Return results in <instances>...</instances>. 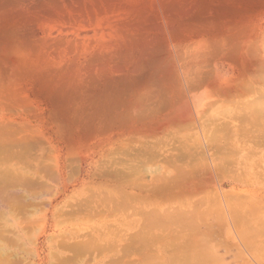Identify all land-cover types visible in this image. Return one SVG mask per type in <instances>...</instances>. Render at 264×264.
I'll list each match as a JSON object with an SVG mask.
<instances>
[{
	"label": "rangeland",
	"instance_id": "obj_1",
	"mask_svg": "<svg viewBox=\"0 0 264 264\" xmlns=\"http://www.w3.org/2000/svg\"><path fill=\"white\" fill-rule=\"evenodd\" d=\"M260 1L261 0H258V2L255 1L254 2L255 5L254 4L250 5L251 8L254 7V8H256L257 12H259L258 15L256 17H254V20L252 23L254 26L253 28L255 30V33L253 36H250V35H249V37L248 36H241L238 38V40H237L238 43H240L241 45L242 44L244 45V48L243 47L242 48L245 51L243 52V54L241 55L239 60L236 61V63L234 61L231 62V60H228L222 64H217V67L215 64H208V65L205 64L206 67L202 68L203 71L200 70L201 72H199V69L201 67L196 66V64H195L196 69L193 67L194 64H192V67L194 69L189 68V70H190L189 74L190 75L188 74V76H190V77L187 76L189 79L187 80V77L185 79L187 80V82L191 81V82H189L190 84L187 83L184 79H182L187 83L185 85L188 86V84H189V86L188 87L185 86L183 84V83H185L184 81H182V83H181V85L185 86L184 88L181 86V91H182L181 94L182 93L184 94V95L182 94V97L184 96V98L187 99V100H185V101H187L186 103L187 104L189 103V104L188 105L186 104L185 109H184L185 111L181 110L180 112H178V113L183 112L185 115L183 114L181 116V114L179 115L178 113L170 112L169 111L170 110V107H169L170 102L168 101L169 99L167 100V96H165V93L162 92L160 89L153 87L148 91L147 94L144 93L146 96L143 95V98L141 100L142 104L140 103L141 106L138 108L139 111L137 110L138 112L137 111H136V113L134 112L135 113L134 118H136V116H138L137 118L139 119V121L136 118L134 126L131 125V128H128V129H126L127 126L124 129V126L122 127V126L116 125L113 127L108 126V128L103 127V126H102V128H100L101 126H99L98 129L96 128V129H93L92 131L90 130L91 128L87 129V128L83 127L82 130H80L81 128L80 129L78 128V131H74L75 128H70L72 130H70L69 128L66 129L67 124L65 125L64 128H62L64 124L60 120L61 118L59 119L60 116L58 117V114H54L55 112H57L54 105L49 103V99L46 96H44L43 94L37 92L38 94L37 93L36 94L38 96H36V95H34L35 93H32L31 91H29L28 90V83H27V85L25 83V79H24L25 77H23L21 75L23 77L21 79L20 75H19L18 78L21 81L18 80V82H20V83L17 84L18 82H15L17 84L16 85L12 81L15 84V87L12 84V89H13V87L15 89L14 90L10 89V86L12 83L11 80H15L13 76L17 77L16 76L17 74L15 75V73H12L13 70L11 71V69H12L11 65L13 67L14 64H8V62L4 58V56H2L0 54V56H2V59L0 57L1 63L3 65L6 63L8 65H10V66H8L6 64L8 67H10V69H7V67L5 65L3 66L2 64H0V72H1L0 77L1 78L4 77L3 82L8 80L7 82H4V83H2V81L0 80L1 81L0 92L2 91L0 93V178L2 177L0 179V257H4L6 255V257L8 259L9 257L11 258L13 256L14 260L16 261L15 262L16 264H18V263L19 264H56V262L59 260V258L60 259L62 258L60 256L66 257L70 253V251L65 249V247L64 248H62V246H59L60 248L57 247L59 245V243H61V241H62L61 239H64V238H61L62 236H64V237L66 236L65 238L66 239L68 238L70 241L73 239L72 235L74 236L75 240H83L87 237H90V236H88V233L90 232L89 235H91V237H93V238L95 237V238L99 239V242H101V244H103V245L106 244L105 247L108 248V246H107V245H109L108 243H111L112 241H114V242L111 243V247H112V245H115V242H116V247L113 246V248H111L109 250V252H107L108 251L107 249L104 250V252L100 251V250H93L94 251L93 253L88 252L89 254H92V255H89V254H86L85 256L83 255L84 258L81 261H79L80 263H77V261H74V263H72V261L71 262L69 261L67 264H69V263H72V264H76V263L77 264H113L110 261H108L109 258L115 257L117 259L119 257V254L121 255L120 258L124 257L122 255H124L123 252L125 251V249L123 252L121 250L122 248L119 249L123 245H124L123 246L124 248H126L128 245L133 246L132 248H134V247L136 248V246L138 244L137 243L135 244L134 240L130 239V237L132 236L131 234L136 236L139 234V232L141 233L143 231L142 230L143 228H145L146 229V230H144L145 236H146V233L148 234L149 232H151L148 234L149 236L147 235L148 239L146 236V239L147 240L151 239V240L147 241L145 239V241L143 242L144 236L142 237V235L140 234L141 237L143 238V240L140 242H143L145 244V242L147 241L146 246L148 244L147 247L150 246L151 248L150 247L147 248L145 245H143V243L138 242V240H137V237L139 236L138 235V236H136V240H137L136 242H138L139 245L142 244L140 246H142L143 248L145 247L146 249L145 248L143 249L142 247L139 246L140 248L137 247L136 250L134 249V250L127 251L125 254V257L121 258L120 261L122 259H125V263H127V262L132 263L133 259L134 260L136 258L138 259L139 254H141L139 257L140 261L141 260L143 261L146 258L148 260L150 258L149 256H151L152 259H154V257L157 259L158 257H156V256H159V257L163 258V259H161L163 264H218V263L220 264L222 261L225 264H227V262H229L230 264H241V262H243V260H245V259L248 261L245 260L246 262H243V264H249V263L250 264L251 263L252 264H263V262H264V255L263 254H261V255H263V260L261 259V261H259L258 258H256L255 255H251L253 253L248 252V250H247L248 248L246 247L247 248L246 249L244 246L250 245L255 249V253L258 252L257 250H261L260 253H263V250L261 248H263V246H264V172H263V170H264L263 169L264 168L263 167L264 166V147L262 146V145H264V143L263 142H261L263 144L260 143L262 147L260 146V144L256 145V147H255L254 144H256L255 142L257 140V137L254 134H257L258 132H260V130L262 128H264L263 127L264 119H259V121H261V123H259L258 120L256 121L259 123L258 126L262 127L261 129L257 125L252 126V124L251 125L247 124L248 126L249 125L251 126V127L249 126L250 128L245 126V128H248L249 130L251 128L253 129V127L255 126L254 127L255 128L254 134L252 131L251 132L256 137V140L253 139L254 136L251 135V133H250V135L253 137V138H251V140L253 139L255 141H253V140L251 141V140L247 139L250 136H248L246 138L243 137L244 139H246V141L247 140H248V142L251 141L247 144V142H245V141L242 142V139H243L242 136H243V134L246 133L243 130L244 126L239 124V123H243L245 120L247 121V119L244 118L243 119L244 121L242 120L243 122L242 121L239 122L241 119H239V117H237L238 115H236V117L238 119L236 118L237 120L234 119L232 121V115H231L232 112L233 113L235 112V111H232L233 109H238L237 108L238 103H239L238 107H240V108H242V106H246V105L253 103L256 106V107L254 105L252 106V108H256L253 110H258L256 115L253 112V114L255 116H257V117H255L252 113H250L251 108L249 107L250 110L248 112L246 111L247 113H245L247 115L242 116L243 114H241V113H243V112H239L242 118L248 116L250 113V116L252 114V116H254V118L256 119V118H259V115H261L258 112L262 113V111H263V113H264V110H263V107H264L263 103L264 102L263 101L259 100L262 102V105L260 106L262 108V111L260 108H258L259 106L257 107V105H259V103H258L259 101L257 102V100L258 99L264 100V19H263L264 18V1L262 0L263 1L262 3ZM43 26L45 27V26H47V24H45ZM47 28H48V26H47ZM250 30H251V28H250ZM250 30L248 29V31H250ZM248 31L246 32V34L249 33ZM1 53L3 54V51ZM2 60H4L3 61L4 63L2 62ZM200 65H202V64H200ZM4 67H6V68H4ZM212 67H213L214 71L212 70ZM8 70L10 73L14 74V75H12L13 79L11 78V76H8V75H11L10 73H8ZM211 70L213 72H211ZM202 72L203 73L205 72V74H207L208 72H211L212 75L215 72L214 74H215L216 78L214 79V75H213V77L211 76L213 81L209 79V81H211V82H209V81L207 82L208 77H210V76L208 75V77H206L207 75L204 76L205 74H203ZM199 73H202L203 76H202V74L198 75ZM5 75H7L9 77V79L6 80L7 76H5ZM201 77H204V78L200 79ZM190 78H192V79H190ZM204 79H206L205 82L203 81ZM7 83H8V85L10 84L9 87L7 86ZM4 85L6 86V88ZM1 86L4 88H2ZM25 86H27L26 87L27 90L25 89ZM231 86L232 87L234 86V88H232ZM228 88H229V90H228ZM1 89H3V90H1ZM25 90L27 92H25ZM223 90H225V91L223 92ZM231 90H233V91H231ZM197 96H199V97L197 98ZM44 97L47 99L45 100ZM195 98H197V100ZM256 98H257V100H256ZM24 99H26V100H24ZM238 99H239V102H238ZM242 99H244V100H242ZM230 100H231V102H229ZM234 100H235V102H234ZM240 100H242V101H240ZM167 102H169V103H167ZM230 104H231V107H230ZM223 105L226 107L228 105V108L225 109V107H223L224 109H222ZM233 105H234V107H233ZM232 107H233V109H231ZM53 110H54V112H52ZM140 110H142V111H140ZM221 110H224L225 113H223V111H222V113L221 112L218 113V111H221ZM226 110H228L229 112L232 111L230 113L231 116L227 115L229 113L226 114V112H228ZM241 110L242 109H240V111ZM236 112H237V110H236ZM166 114H168L169 117ZM186 114H189V116L187 115L188 116L187 117ZM224 114H226L228 116V119H226L227 116L225 115L226 116L225 117ZM171 115H173V116L171 117ZM175 115H176V117H179L180 120L176 117L174 119ZM215 115L217 117H214ZM263 115L261 117H264ZM202 116H203V118H202ZM223 116H224L225 120H222V119H224ZM250 116H248V118ZM56 117H58L57 120H56ZM163 117L167 118L168 121ZM219 117H221L222 119ZM144 118H146V119H144ZM229 118H230V120H229ZM164 119L166 121H164ZM177 119L180 121V123ZM181 119L183 120V122L186 120L185 121L186 123H183V122L181 123V121H182ZM190 119L192 120L191 123L189 122ZM208 119H210V122H209V124L208 123L207 124L210 125V127H212V129L214 127L217 128L218 126L222 125L223 122L225 124V121H226V123H228L227 121L229 120V122L232 123L231 126H233L231 128V130L234 129V130H232L233 132L230 131L231 133H234L236 131V129H238L240 127L239 125L243 126V127H241L242 129L239 128V130H238V134L240 133V134H242V136L237 135V134L235 136V133H236L235 132L234 136L232 134V136L234 138H231L230 136H229L230 138L228 137L229 138L228 143L224 141L227 145L222 143L224 146H226L225 149L227 150V151L223 150V154H221L220 152L214 153V152H216V150L213 149L212 146H210L211 141L208 140L207 136L205 135L206 133L204 134L203 130H205V128H208V127L207 126L204 127V125H206V124L203 125V123H204V121L208 122L209 121ZM215 119L218 120V122H220L219 123L220 125H218V122ZM255 119L252 121L255 122ZM175 120H177V121H175ZM54 121L56 122V124ZM154 121H155V123H153ZM193 121H195V124ZM214 121H215V123L213 124ZM234 121H238L237 123L239 125L237 123L235 124ZM252 121L250 123L254 124V122H252ZM57 122H59V123H57ZM172 122H173V124H172ZM175 122H178L177 124H179L180 126L177 125ZM245 122H244V124H245ZM143 123L145 125H143ZM149 123H151V124H149ZM197 124H202L201 128ZM228 125H230V124H228ZM234 125H236L238 128ZM182 126H183V129H182ZM231 126H229V127H231ZM116 127H117V129H116ZM177 127H181V128H177ZM203 127H204V129H203ZM220 127L221 128L215 129V131L213 130L215 132V134H217V133H218V135L220 133L223 134L224 131L229 132V130H230V129H227L225 127L224 129H227V130L222 131L221 130L222 126H220ZM235 127H236V129H235ZM257 127L260 130L256 129ZM99 128H100V130H99ZM105 128H106V130H105ZM218 129H220L221 131L216 132V130H218ZM248 129H246L245 131L248 132L249 131ZM79 130H80V132L83 131L84 133L83 132L79 133ZM240 130H242L241 131L242 133L239 132ZM95 131H97V132H95ZM111 131H113V133ZM130 131H132V132H130ZM152 132H154V133H152ZM191 132H193V136L195 135L194 138L198 139V141H196L197 139L195 141L197 143L201 142V144L203 146L201 149L203 150V148L204 149L206 148L203 152H204V154L205 153L207 154V155L205 154V157L207 159L204 156H202V155H204L203 153H198L199 151L202 152V150H200V148H199V147H201V146H199L200 145L199 143L195 144V146L198 145L195 147L196 149H198L197 150L198 152L196 151V149H193V148L191 149L190 146L188 145V143L187 144L185 143V146H186L187 150L189 151V149H190V151L188 152V151L184 150V152H183L184 155H186L185 152L190 153L191 150H195L196 153H198V155H199V156L197 154L194 155L195 157L197 156V158L193 159L194 156L189 157L190 154H189V156L187 155L188 157L184 156L185 158L187 157L186 159L182 158L183 154H182V156H179V153H182L183 149H185V148H183V144L181 142L180 143L178 142V141H180V139H183V138H180L179 140H178V138L179 137L187 138L189 136V134H192ZM99 133H101V134L103 133L104 135L103 134L100 135ZM106 133H108V134L106 135ZM196 133L199 134L200 136H198ZM224 134L226 135V137L224 136L223 137L224 139L222 138L223 140H225V138H227V136L229 135V134L227 135L226 132ZM247 134L248 133H246V136H247ZM261 134L263 135V133H261ZM82 135L83 136L85 135V136L83 137ZM89 135H91V136H89ZM168 135L170 137L172 136L173 138L176 137V138H174L175 143H172L173 138L171 137V139H170V137ZM260 135H258V136L261 138ZM166 136H168L169 138H166ZM213 136H214V134H213ZM199 137H200V139H199ZM205 137L208 141L205 139ZM216 137L217 136L215 135V138ZM240 137L242 139H240ZM89 138H90V140H89ZM189 138H191V137H189ZM189 138H187V142L190 143V141H188ZM133 139H134V141H133ZM154 140H155V143L153 142ZM156 140H157V142H156ZM160 140L161 141L163 140L166 142L165 143L163 141L160 142ZM169 140H171V141H169ZM214 140H216V139H214ZM217 140H218V137H217ZM230 140H232L231 141L232 143L230 142ZM259 140L260 139H258V141ZM139 141H142V142H139ZM191 141L194 142V139L191 138ZM149 142L150 143L153 142L152 144L153 145L155 144L154 146L158 145V146H156V150H154V152L158 153V154H157V156H155V153H153L152 155H154V157H151L152 155L149 152H147L151 156L148 155V158L146 157V160H144L145 164L143 165L144 162H142L143 161L142 159H145L146 155H144V153H146V151H145V149H144V151H142V150L145 146H147V144H148V146L150 145L152 147V144H150ZM208 142H210V143L208 144ZM229 142H230L231 146H235V148L232 147L233 151L236 150V151H234V153L232 155L229 153L231 155V158L229 161H231V162L227 161V159L230 157V155H227V154H228V152H231V149L230 150L227 149L229 146ZM142 143H146V144H144V147H143ZM166 143L167 144L169 143V144L166 145ZM240 144H241V146H240ZM208 145H209V147H208ZM215 145H217V144L214 143L213 146H215ZM257 146H259L260 148L258 149ZM188 147H189V149H188ZM157 148L160 150H158ZM211 148L213 149V151ZM140 149L142 152L139 151ZM163 149L165 151H163ZM210 149H211V151H210ZM157 150H158V152H157ZM170 151L172 152L171 153L172 155L170 154ZM259 151H260V155H258L259 158H258V156L257 157L252 156L253 158L249 157L252 153L253 154H255L256 152L259 153ZM127 152H129L130 155L126 154ZM162 152L163 153L166 152V153L162 154ZM224 153H225L226 157H225ZM258 153H256V154H258ZM173 154H175V155L173 156ZM215 154H218V155H215ZM256 154L254 156H256ZM126 155H127V157H126ZM163 155H164V159L162 157ZM169 155H171L172 157ZM219 155L222 158L219 159V157H220ZM167 156H168V158H167ZM261 156H263L262 157L263 159L261 158ZM169 157L171 160L169 159ZM173 158H174V160H172ZM202 158L203 159L205 158V160H203ZM257 158L258 159L261 158L263 162L260 161L261 159L258 160ZM255 160L256 161L258 160V161L256 162ZM225 161H227V162H225ZM137 163H139L142 166V167H140V169H142V170H140L139 167H137V165L140 166ZM160 163H161V166H163L162 167L163 169L159 166ZM230 163H233V164H230ZM221 164H224L227 167L226 168V169H228V170H226L227 172L222 173L223 170H218V167H220L218 165H221ZM128 165L131 167H134V165H136V167L139 169V171L136 170V171H138V173L133 171V172H135V174L134 175L132 174V176H133L132 177L133 180L131 179L132 182L129 180L131 177V174L129 175V178H127L128 176L125 178L126 174H125L124 178H121V177H123V175L120 176L119 172L116 173V171H120V172L122 171L121 173L128 172L129 170L128 171H126V170L131 169V167L130 168L127 167ZM231 165H233L234 168H232ZM144 166L147 169H148V167L149 168L151 167L150 168L151 172H149L150 169L147 170L144 168ZM157 166H159V168H160L159 174H158V171H156L157 169L155 168ZM221 166H223V165H221ZM225 166H224V168H225ZM125 168H126V170H125ZM174 168H176V169L178 168V169L175 170ZM143 169H145V171ZM200 170L203 172H201ZM113 171H115L117 176H114L115 173ZM141 171L143 172V174ZM108 172L111 173L112 175L109 174ZM140 172H141V174L136 176ZM154 172L156 173L157 177L155 176ZM167 172H169V173H167ZM192 172H193L194 177L192 176ZM105 173H108V175H105ZM129 173L130 172H128V174ZM145 173H147V175H145ZM163 173L164 174L166 173V175H164ZM173 173L177 176L179 174L182 175L183 178L185 177L184 180H183V178L180 179V177H181L180 176V177H176V182H173V181H175V179H174L175 175ZM201 173H202V175L205 174V175H203L204 177L201 176ZM188 175H189V177H188ZM167 176H170V177H168L169 179L167 178ZM190 176H191V180L189 179ZM172 177H174V178L172 179ZM156 178L164 179L163 181L165 183L162 184L163 181H162V183L161 182L155 183ZM200 178H201V180H200ZM204 178H206V180H204ZM122 179H124V180H122ZM125 179H128L129 181L125 180ZM158 179H157V181L162 180V179L161 180H158ZM171 179L173 180L172 181L173 184L169 183L170 186H167L168 185L167 183L169 181H171ZM185 179L186 180L189 179L190 181L188 180L189 181L188 182ZM166 180H168V182ZM139 181H140V184H142L141 186L139 184ZM198 182H199V185H198ZM151 183L154 185V187L152 186ZM159 183H161L164 186V187L162 186L161 189L166 188V187L169 189V190L167 189L168 192L166 191V189H165V191H163V190L160 191V192H163L162 195L165 194L164 199H162V195H160L161 194L160 192H159V195L161 197H158V194H157L158 190L160 189V188H158L160 185ZM176 183L178 184L177 190H175L176 185H177ZM196 184H197V186H196ZM143 185H144V187H143ZM174 185H175V187H173ZM182 185H186V187L182 186ZM193 186H195V187H193ZM152 187L154 189L157 188L156 189L157 193H156V191L150 190ZM188 187H190V188H188ZM144 188H146V191H144L145 190ZM148 188L151 192H149ZM191 190H193V192ZM196 190H198V191H196ZM124 191L128 192L131 196L128 195V197H127L126 194H128V193L125 194ZM169 191H171V194ZM184 192H186V194ZM187 192H189L190 194L189 193L187 194ZM111 193L113 194V196L110 195ZM115 193H117V194H115ZM175 193H178V195L176 194V197H175L176 199L173 198L175 196ZM181 193L184 196H181ZM121 194H123V195H121ZM132 194L135 197H137L136 198L137 201ZM116 195H119L121 198L119 196H116ZM171 195H172V198H171ZM132 196H133V198H132ZM139 196H141V197H139ZM101 197H103L104 200ZM108 197L111 199H109ZM122 197H123V199H122ZM126 197H127V199H125ZM167 197H168V200H170V201L172 200V201L171 202L167 201V199H166ZM106 198H108L110 201H108V199H106ZM117 198L118 199L120 198L119 199L120 201ZM141 198L143 199V201ZM115 199H117L118 202H121V203L124 202L125 208H127L128 206L130 207L131 205H133V206L135 205L138 208H141V209L144 208L142 210V212L145 210V211H148V213H149V210H151V209L155 210L156 209L161 214V215L155 214V213H157V211L155 210L156 211L155 212L152 210L154 212V217L157 219L160 218L162 216V212H166V210L169 209V207H170V209L167 212L168 213L170 212V214H171V212H172V214H173V212H174V214H176L177 212L175 213V211L179 212V210L185 211L188 207L187 211L190 210L189 211L191 213L190 217H192L191 210L192 211L196 210L195 212H197V213L194 212L196 216L193 214L194 219L193 220L191 219V220L198 223L197 224L198 229L196 228V230H198V231H196V230L193 232L189 231L193 227H191V228L189 227L188 231L186 228H184V229L182 228V231L183 230L185 231V233L183 232L185 236H183L181 234L182 231H179V229H178L181 227L177 226L175 229L174 225L176 226V223L174 225L172 224L175 232L173 231L171 226H170V228L172 230L168 229L169 225L167 227L164 226L165 229L167 228L166 230H164L163 227H160L158 225H160V223L164 220L165 217L168 218L167 217L168 214H166L167 212L165 214L163 213V215H165V216H162V218L164 217L163 219L161 218L162 221L161 220L157 221V219L153 218L152 217L153 213L149 214V215H151L150 218L154 219V220H152L153 225H151L153 227L150 228V224L152 223V221H150L151 219L149 218L150 219L149 220L148 217L145 216V212H143L144 213L143 215L145 216V217H143L142 212L140 214V212L138 211L139 209H135L136 208L135 206L134 207L132 206L135 212L133 211V209L130 208L135 214L132 213V211L129 209V207L127 208L128 212H126L127 210H125V212H123V208H121L122 210L118 208L117 210H119V211L121 210L120 212L119 211L116 212L114 210L115 212L113 211V212L103 213L104 212L103 211L102 213H96V211H95L94 214L92 213V215H88V214L82 215V214L78 213L81 211V207L82 208L85 207L82 211L87 212V211H85V209H87L88 206H84L83 204L89 205L90 207L92 206L91 209H96V207L98 205H100L99 202H102L101 203V205H102L104 203L103 201H105V200L106 201H105L104 205H106L108 202H111V203L107 204V205H112V204L115 205V203H118V202H116ZM130 199H132V201ZM173 199L175 200V203H174ZM203 199H204V201H202ZM216 199L218 200V203H217ZM86 200H88V201H86ZM90 200L91 201L95 200V201L91 202ZM99 200H101V201H99ZM190 200L192 203L190 202ZM212 200H213V202H212ZM125 201H128V202L131 201V204L127 203ZM146 201L148 203L150 202V205L145 206V205H147ZM183 201L185 202V204ZM193 201H194V203H193ZM197 201L200 203L202 201V204H200V203L198 204ZM81 202H82V205L80 204ZM87 202L89 204H86ZM96 202H98L97 203L98 205L96 204ZM113 202H115V203H113ZM140 202L142 203V206H141ZM161 202L164 204H162ZM211 203L213 204L212 206H211ZM72 204L73 205L75 204L74 206L79 204L80 206L79 205L78 206L80 209L77 206L75 208ZM124 204H123V206H124ZM151 204H152V206H151ZM183 204H184V206H183ZM193 205L194 206L197 205L196 209ZM199 205H200V208H197ZM93 206H95V207L93 208ZM185 206H186V208H184ZM208 206L211 207V210H210L211 212L209 211L210 208ZM71 207H73L72 208L73 210L70 209V211H69V208H71ZM176 207H179L181 209L177 210L178 209L177 208L175 211H172ZM192 207H194V210L192 209ZM74 208L78 209V212H76V210ZM99 208H100V206H98L97 209H99ZM88 209H89V207H88ZM163 209H165V211ZM197 209H199L200 216H198L199 213H198ZM64 210H68L71 213L75 210L74 212H76L80 215L73 216V214H72V216H71L70 214H68L67 216L66 215L64 216V215H62L63 213L60 214ZM136 210H137V213L139 212L138 215H136L137 214ZM216 210H217V213L220 216H222L223 218L218 219V220L216 219V217L219 216V215H215ZM152 211H150V212H152ZM200 211L202 212V214ZM203 211L204 212L208 211L210 213L207 212L208 214L206 213L207 215L203 216V214H205ZM56 212L58 213V215ZM81 213H83V212H81ZM131 213H132V215H130ZM183 213L184 212H181L180 215L176 214L173 217L174 218H176V217L179 218V216L182 217L181 214H183ZM187 213L188 212H185V214H183V218L186 219V217H187L186 215L189 216V214H187ZM170 214H169V219H171V217H172L171 216L172 214L171 215ZM59 215H61V216H59ZM74 215H75V213H74ZM156 215H157V217H156ZM184 215H185V217H184ZM158 216H160V217H158ZM141 217L144 219V221ZM146 217H147V219H146ZM188 218L189 217H187V220H188ZM145 219L151 223L148 224V222ZM171 220H169V221H171ZM176 220H177V218H176ZM180 220H183V219L179 218L177 220V222L179 221V223H180ZM184 220L182 221V223H184L186 221V220L185 221ZM223 220L226 221V223L224 222L225 225L223 224ZM154 221H157V223L160 221L161 222L159 224H157ZM169 221H166V223L170 224L171 222L169 223ZM172 221L174 222L175 219ZM144 222L147 224H145ZM187 222L188 221H186L185 223L187 224ZM202 222H203V224H202ZM166 223L164 222L161 225H164ZM184 224L183 225L180 224V226H184ZM200 224H201V226H199ZM144 225L145 226L147 225L146 227L149 226L148 229L149 230L151 229L152 231L147 230V228ZM155 225H156V227H155ZM177 225H179V224L177 223ZM187 225L189 226V224H187ZM192 225L196 226L195 224H192ZM192 225L190 224V226H192ZM107 226L110 227V229L107 228ZM142 226H143V228H142ZM204 226H205V228H204ZM212 226H213V228H216V229H212ZM217 226L220 230L217 229ZM248 226H249V228L251 226V228L253 229L251 231V232H253V234H251V235H253V236L258 235V237H252V238L250 237V239L249 240L246 239L247 240L246 241L245 239H243V237L246 236L245 235L246 233H248V232H245V230L248 229ZM112 227H114V229ZM157 227H160V228H158L159 231H158V229H156ZM117 228H119V229H117ZM140 228H142L141 229L142 231L140 230ZM161 228L164 230V233H161V232H163V230ZM80 229H82V230H80ZM108 229L110 231L111 230L112 231L110 232V231H108ZM194 229H195V227H194ZM258 229L260 230V232L257 231ZM113 230H115V231H113ZM118 230H119V232H118ZM168 230L174 232L173 234H171L172 232H170V235H174L176 233V231H178V232H181L180 234L183 237L180 236L179 233H177V234H175L176 236L178 235V237H176V238L181 237V238H179V241L178 242H176V240L174 241V238H175L174 236H172L173 239L171 238V240H170V235L167 234ZM116 231L118 233L117 235H119V236L115 235ZM147 231H149V232H147ZM205 231H211L209 234L212 233V235H209L210 238L208 240H206L202 235V233ZM246 231H249V230H246ZM109 232H110V234L115 233V234H113L114 236L113 235L105 236ZM135 232H137L138 234H136ZM144 232H142V234H144ZM152 232L154 234L157 233L156 235H160V236H163L165 234L164 236H166V237L163 238L164 239L163 242H161L162 239L160 241H158L159 239L158 240L154 239V235ZM254 232H256V233H254ZM61 234H63V235L61 236ZM166 234L169 236H167ZM190 235H194L196 237L193 239H190L188 237ZM82 236H83V238H82ZM120 236H122V237H120ZM151 236H153V238ZM160 236H158V238ZM76 237H78V238H76ZM133 237H131V238H133ZM156 237L157 236H155V238ZM211 237H212V239H211ZM241 238L243 240H245L247 242V244H244L243 243L244 241L241 242V240H242ZM244 238H246V237H244ZM134 239H135V237H134ZM126 240H128V241L126 242ZM130 240H131V242H130ZM57 241H60V242L58 243ZM151 241H155V242L152 243ZM173 241L175 244L178 243L176 245L177 246L180 245L179 247H181V248L180 249L176 248L177 246L175 247L174 246L175 244L172 245ZM148 242H150V243H148ZM166 242L168 244L171 242L170 246L172 245L173 249L175 248L174 254L178 250L179 251L181 250L180 252L179 251L177 252L178 255L175 254L174 255L175 257L172 256L173 252H171V251L173 249L170 248V246H168V244L165 245L164 243H166ZM57 243H58V245H57ZM131 243L134 245H132ZM125 245H127V246H125ZM187 245L188 246L191 245L190 246L191 249ZM130 246H129V248L132 249ZM154 246H155V248H154ZM233 246H235V247H233ZM186 247H187L188 252H186L187 251ZM208 247H210V248L208 249ZM137 249H140V253L135 254L134 251H138ZM153 249H154V251H153ZM101 250H103V248ZM142 250H146V251H142ZM149 250H150V252L152 251V253L149 254L147 252ZM240 250L242 251V253H244V256L240 254L241 253ZM97 251L100 252V253L98 252L100 255H97L98 254V253H96ZM131 251H133L134 253ZM141 251H142V253L143 252L146 253V255L143 253L144 254V256H143ZM154 252L157 255L153 254ZM168 252L170 253L169 255L167 254ZM128 253H129V255H128ZM235 253H239L240 255L237 254V255H239V257L236 256L237 258H232V257H234ZM113 255H115V256H113ZM116 255H118V257H116ZM141 256H143L145 258L142 259ZM171 256L174 260L171 259V261H170L169 258H171ZM242 256H243V260H241ZM95 257L96 258L98 257V258L96 259ZM16 258H18V259H16ZM115 258L113 261H116ZM126 258H128V260H126ZM130 259L132 260V262L129 261ZM137 259L135 261L139 262V260H137ZM218 259H220L222 261H219ZM234 259H236L235 262H234ZM14 260L12 259L11 263L9 262V264H12V261L14 262ZM54 260H56V261H54ZM159 260H160V258H159ZM231 260H233V262ZM250 260H252V262ZM257 260H258V263H257ZM148 261H150V260H148ZM155 261L156 260H154V262ZM7 262H8V260H7ZM53 262H55V263H53ZM66 262H65V264H66ZM150 262H148V263H150ZM162 262H160V263H162ZM260 262H262V263H260ZM57 263L58 264H64L61 262L59 263V261ZM122 263L123 262L121 261L120 264H122ZM139 263L141 264V262H139ZM139 263L135 262V264H139ZM143 263H145V262H143Z\"/></svg>",
	"mask_w": 264,
	"mask_h": 264
},
{
	"label": "bare ground",
	"instance_id": "obj_2",
	"mask_svg": "<svg viewBox=\"0 0 264 264\" xmlns=\"http://www.w3.org/2000/svg\"><path fill=\"white\" fill-rule=\"evenodd\" d=\"M255 1L258 2V0H0V51L1 50L3 51V54L1 53L2 51L0 52V54L2 56H4V58L7 60L8 64H14L13 67L11 65V68H12L11 71L13 70L12 73H15V75L17 74L16 75L17 77L13 76L15 80H11V82L12 81L14 83L18 82V80H20L18 78L19 75H20L21 79L23 77H25L24 78L25 79V83H26V85L28 83V90L29 91H31L32 93H35L34 95H36V96H38L37 95L38 93L43 94L44 96H46L49 99V103L54 105V107L57 110V112H55L54 114H58V117L60 116L59 119L61 118L60 120L64 124L62 128H64L65 125L67 124L66 125V127H67L66 129L75 128L74 131H78V128L79 129L81 128L80 130H82L83 127L87 128V129L91 128L90 130L92 131L93 129H96V128L98 129L99 126H101L100 128H102V126L108 128V126L109 127H111V126L113 127V126H116V125L122 126V127L124 126V129L127 126L126 129H128V128H131V125L134 126L135 119L138 117V116H136V118H134V114L136 113L137 110L139 111L138 108L142 104L141 100L143 98V95L147 94L148 91L151 88L155 87L157 89H160L162 92H164L165 96H167V100L169 99L168 101L170 102V104H169L170 110L169 111L178 113L181 110L183 111L185 109L186 104H187L186 103L187 101H185L187 99L184 98V96L182 97L183 93L181 94V92H182L181 91V86L184 88L185 86H187L185 84L191 82V81L187 82V80L189 79L188 77H190V76H188V74L190 72L189 68L191 69V68L194 67L196 69V67H195V64H196V66L201 67L199 69V72H201L200 70H202V68L206 67L205 64L206 65L215 64L216 67H217V64H222V63H224L225 61H228V60H231V62L234 61L235 63H236V61L239 60V58L241 57V55L243 54V52L245 50L243 49L244 45L243 44L241 45L240 43H238V41H237L238 38L241 37V36H248V37H249V35L253 36L254 33H255V30L253 28L254 26H253L252 23H253L254 17H256L259 12H257L256 8H254V7L251 8L250 7V5L254 4ZM263 1L261 0L260 2L262 3ZM45 24H47L48 28H47V26H45L46 28L43 26ZM250 28H251V30H250ZM248 29L250 31H248ZM247 31L249 32L248 34H246ZM7 53L8 54L10 53V54L8 55ZM2 56H0L1 59H2ZM3 61L4 60H2V62ZM0 64H2L1 61H0ZM6 64H4V65L7 67V69H10V67H8L10 65L7 64L8 65L7 66ZM192 64H194L193 67H192ZM200 64H202V65H200ZM6 67H4V68H6ZM212 70L214 71L213 67H212ZM212 70H211V72H213ZM211 72H208L207 74H205V72L204 73L202 72V73L205 74L204 76L207 75L206 77H208V75L210 77L211 76L213 77V75H214V79H215L216 78L215 74H214L215 72L213 73V75H212ZM8 73H10L9 70H8ZM12 73H10L11 75H8V76H11V78L13 79L12 75H14V74H12ZM202 73H199L198 75H201ZM203 74H202V76H203ZM0 75H1V72H0ZM5 76H7V75H5ZM7 77H6V80L9 79V77L8 78ZM186 77H187V80L185 79ZM210 77H208L207 82L209 81V79L212 80V77L211 78ZM202 78H204V77H201L200 79H202ZM182 79H184L187 83L184 80H182ZM190 79H192V78H190ZM206 79H204L203 81L205 82ZM0 80L2 81V83L8 81L7 80V81L3 82L4 77H2V78L0 77ZM1 81H0V83H1ZM182 81L185 82V83H183L185 86L181 85ZM13 82L11 83L10 89H12V84L15 87L16 83L14 84ZM209 82H211V81H209ZM19 83L20 82H18L17 84H19ZM189 84H188V86H189ZM9 85L7 83L8 87H9ZM14 87H13L12 90L15 89ZM26 87L27 86H25V89H26ZM2 88H4V87H2ZM5 88H6V86H5ZM229 88H228V90H229ZM232 88H234V86ZM1 90H3V89H1ZM26 90H25V92H27ZM224 91L225 90H223V92ZM231 91H233V90H231ZM198 97L199 96H197V98ZM47 98H45V100ZM197 98H195V99L197 100ZM24 100H26V99H24ZM242 100H244V99H242ZM242 100H240V101H242ZM256 100H257V98H256ZM259 100L264 102V100H262V99H258L257 102ZM261 101L258 102L259 105H257V107L259 106L258 108H260L261 111H262V108L260 107L262 105ZM169 102H167V103H169ZM229 102H231V100ZM234 102H235V100H234ZM238 102H239V99H238ZM251 104L246 105V106H242V108H240V107H238L239 106V103H238L237 108L239 110L238 109H233V107H234V105H233V107L231 109H233L232 111H235L234 113L232 111L229 112L228 110H226V111H228V112H226V114L229 113L227 115H230L231 112L233 113V114L231 113L232 121L234 119L237 120L238 119L237 117H239V119H241L239 122H241L244 118L247 119V121L245 120L246 122L243 120L245 122V124H244L243 121H242L243 123H239V124L243 125L244 127L239 125L237 123L238 121H234V122H235V124L237 123L240 126L239 128L243 127L244 128L243 129L244 132L248 133L249 135L247 134V136H246V133L243 134V136L240 133L238 134L239 128L236 125H234V126H236L238 129H236V127H235V129H236L235 132L236 133L235 132L234 133H235V136H236V134L237 135H241L242 138L243 137L246 138V137L250 136V137L247 138L249 140H251V138H253L251 135L254 134V130H255L254 127L256 125L258 126L259 123H261V121H259V119H264V117H261L264 114L263 111H262V113L258 112V113L261 114V115H259V118H256V119L254 118V116L257 114L258 110H253V109H256V108H252V106L253 105L255 106V104H253V103H251ZM263 106H264V103H263ZM223 107H225V109H227L228 105H227V107L223 105L222 109H224ZM230 107H231V104H230ZM249 107L251 108L252 111L250 110ZM240 109H242V110L240 111ZM236 110H237L238 113L239 112H243V113H241V114H243L242 116L247 115L245 113H247L249 110H250V113L253 114V112H254L255 115L253 114L254 116H252V114H251V116H252L251 117L250 113H249V115H248V116H250L249 118H248V116H246L247 118L246 117L242 118L240 113L238 114L236 112ZM263 110H264V107H263ZM140 111H142V110H140ZM222 111H223V113H225L224 110L218 111V113H220V112L222 113ZM52 112H54V110ZM168 114H166V115L168 116ZM178 114L179 115L181 114V116H182L184 113L181 112V113H178ZM226 114H224V116ZM176 115L174 116V119H175ZM187 115L189 116V114H186V116ZM236 115H238V116L236 117ZM172 116L173 115H171V117ZM224 116H223V118H224ZM58 117H56V120L58 119ZM214 117H217V116L215 115ZM255 117H257V116H255ZM163 118H165V117H163ZM176 118L179 119V117H176ZM202 118H203V116H202ZM219 118H221V117H219ZM230 118H229V120H230ZM144 119H146V118H144ZM165 119L167 120V118H165ZM165 119H164V121H166ZM210 119H208L209 121L207 120L208 122L204 121L203 125L206 124V125H204V127L207 126L208 128H205V130H203L204 129V127H203L202 130L204 131V134L206 133L205 135L207 136L208 140L211 141V145L210 146H212V148L216 150V152H214V153H219L220 152L221 154H223V150L224 151H227V150L225 149L226 146H224L222 143L226 144L225 142L228 143V140H229L230 137L234 138L233 137L234 133L230 132V131L234 130V129L231 130V128L233 127V126H231L232 123H230L229 120H228L227 121L228 123H226V121H225V124L223 122L222 125H220L219 124L220 122H218V120L215 119L218 122V125L222 126V129H221L222 131L230 129L229 132L228 131H224L223 132V134L225 132H226L227 135L229 134L227 136V138L230 136L228 139L225 138V140H223L224 139L223 137L224 136L226 137V135L225 134L223 135L221 133L219 135H218V133L215 134V132H214L215 129L221 128V127L218 126L217 128H215L210 123L214 127L212 129V127H210V125H208L209 122H210ZM226 119H228V116L226 117ZM254 119H255V122L252 121ZM177 120H175V121H177ZM222 120H225V118L222 119ZM257 120H258L259 123L256 122ZM138 121H139V119H138ZM185 121L183 122V120H182L181 123L182 122L186 123ZM191 121L192 120L190 119L189 122L191 123ZM251 121L254 122V124L250 123ZM193 122L195 124V121H193ZM57 123H59V122H57ZM153 123H155V121ZM175 123L177 124L178 122H175ZM179 123H180V121H179ZM214 123H215V121L213 122V124ZM55 124H56V122H55ZM149 124H151V123H149ZM172 124H173V122H172ZM228 124H230V125H228ZM247 124H250V125L252 124V126L253 125H255V126L253 127V129L251 128L249 130L248 128H250L251 126L249 125L250 126L249 127ZM143 125H145V124L143 123ZM177 125H179V124H177ZM197 125H199L200 128L202 126V124H197ZM229 126H231V127H229ZM245 126H247L248 128H245ZM225 127L227 129H224ZM258 127H260V126H258ZM258 127L256 129H259ZM263 127H264V125H263ZM100 128H99V130H100ZM177 128H181V127H177ZM261 128L262 127H260V129ZM116 129H117V127H116ZM182 129H183V126H182ZM246 129H248L250 132L249 131L248 132L245 131ZM262 129L264 130V128H262ZM262 129L260 130V132L257 131L258 132V133L256 132L257 134H254V135H256L257 140H256V137L253 135L254 136L253 139L256 140V142H255L256 144H254L255 147H256V145L260 144L261 142L264 143V131ZM70 130H72V129H70ZM80 130H79V133L83 132V131L80 132ZM105 130H106V128H105ZM221 130L218 129V130H216V132L217 131L220 132ZM97 131H95V132H97ZM241 131L242 130H240L239 132H241ZM251 131L253 132V134H252ZM111 132L113 133V131H111ZM130 132H132V131H130ZM152 133H154V132H152ZM191 133L192 134H189V136L188 137L186 136V137L187 138H189V137L193 138L194 142L191 141V138L188 139V141H190V143L187 142V138H185V137H179L178 140L180 138H183V139H180V141H178L176 139L179 143L181 142L183 144V148H185V149H183V151L181 150L182 153H179V156H182V154H183L182 158H184V159H186L189 156V154H190L189 157H193L196 154L198 155V153H203L204 154L203 151L206 149V148L205 149L203 148V150H202L201 148L203 146H202L201 142L200 143L198 142L200 144L199 146H201L199 148H200V150H202V152H200V151L198 152L197 151L198 149H196L195 147L198 146V145L195 146V144L197 143L196 141H198V139L194 138L195 135L193 136V132H191ZM250 133H251V135H250ZM261 133H263V135ZM99 134L102 135L103 133L102 134L99 133ZM107 134L108 133H106V135ZM213 134H214V136H213ZM232 134H233V136H232ZM197 135L200 136L199 134H197ZM215 135L218 137V140H217V137L215 138ZM258 135H260L262 139ZM89 136H91V135H89ZM168 136H166V138L170 137V136L169 137ZM171 137H170V139H171ZM174 138H176V137H174ZM174 138H173L172 143H175V141H174L175 139ZM213 138L216 139V140H214ZM242 138L240 137V139H242ZM244 138L242 139V142L245 141V142H247V144L253 140L252 139L251 141L248 142V140L246 141V139H244ZM199 139H200V137H199ZM205 139H206V137H205ZM258 139H260V140L258 141ZM89 140H90V138H89ZM232 140H230V142ZM255 140H253V141H255ZM133 141H134V139H133ZM162 141L160 140V142H162ZM169 141H171V140H169ZM139 142H142V141H139ZM153 142L155 143V140ZM156 142H157V140H156ZM163 142L165 143L166 141H163ZM230 142H229V146L230 147L228 146L227 149L228 150L231 149V152H228L227 155H230V154L232 155L234 153V151H236V150L233 151L232 147L235 148V146H231ZM152 143H150V144H152ZM185 143L186 144L188 143V145L190 146L191 149L192 148L196 149V151L198 153H196L195 150H191V152L188 153L190 151V149L188 147L189 151L187 150V148L185 146ZM209 143L210 142H208V144ZM214 143H216L218 146L217 145L213 146ZM263 143H261V144H263ZM142 144H143V147H144V144H146V143H142ZM168 144L166 143V145H168ZM261 144H260V146H261ZM154 145L152 144V147H151L150 145L148 146V144H147V146H145L142 151H144V149H145L146 153L149 152L152 155L153 153H155L154 150H156V146H158V145H156V146H154ZM240 146H241V144H240ZM262 146L264 147V145H262ZM208 147H209V145H208ZM257 147H258V149L260 148L259 146H257ZM211 149H210V151H211ZM213 149H212V151H213ZM158 150H160V149H158ZM158 150H157V152H158ZM184 150L188 151V152H185L186 155H184V153H183ZM139 151L142 152L141 149ZM163 151H165V150L163 149ZM146 153H144V155H146V156H145V159H142L143 160L142 162H144V160H146V157L148 158V155L151 156L149 153H147V154ZM164 153H166V152H164ZM164 153L162 152V154H164ZM171 153L172 152L170 151V154ZM256 153H258V152H256ZM126 154L130 155L129 152H127ZM157 154L158 153H155V156H157ZM205 154L202 155V156L205 157ZM255 154L252 153L249 157H251V158L257 157L258 155H260V151H259L258 154H256V156H254ZM171 155H169V156H171ZM174 155L175 154H173V156ZM215 155H218V154H215ZM224 155H225V153H224ZM231 155H230V157L228 156L229 157L227 159L228 162H231V161H229L230 158H231ZM184 156H187V157L185 158ZM126 157H127V155H126ZM151 157H154V155H152ZM162 157L164 159V155ZM225 157H226V155H225ZM262 157L263 156H261V158ZM167 158H168V156H167ZM194 158H197V156L196 157L194 156L193 159ZM205 158L204 159L202 158V159L205 160ZM220 158H222V157L220 156L219 159ZM258 158H259V156H258ZM169 159H170V157H169ZM260 159H258V160H260ZM262 159L260 161H262ZM172 160H174V158ZM227 161H225V162H227ZM137 164H139V163H137ZM144 164H145V162L143 163V165ZM230 164H233V163H230ZM221 165H223V166H221ZM221 165H218V166H220V167H218V170H223L222 173L223 172H227L226 171V170H228V169H226L227 167L224 164H221ZM159 166L161 168L163 167V166H161V163H160ZM159 166L155 167L157 169L156 171H158V174H159V171H160ZM224 166H225V168H224ZM231 166H232V168H234L233 165H231ZM127 167L130 168L131 166L128 165ZM137 167H139V169H140V167H142V166L141 165L140 166L137 165ZM137 167H136V165H134V167H131V169H127L126 170V168H125L126 171L129 170L128 171V172H130L129 174H128V172L121 173L122 171L121 172L120 171H116V173L119 172L120 176L123 175V177H121V178H124L125 174H126L125 178L127 176H128L127 178H129V175L131 174V177L129 179L131 181V179L133 177L132 174L134 175L135 172L138 173V171H139V169ZM144 168H145V166H144ZM150 168L148 167V169H150ZM145 169H147V168H145ZM145 169H143V170L145 171ZM174 169L177 170L178 168L177 169L174 168ZM136 170H138V171H136ZM140 170H142V169H140ZM133 171H135V172H133ZM113 172L115 173V171H113ZM141 172L139 174H137L136 176L140 175ZM149 172H151V169H150ZM201 172H203V171H201ZM263 172H264V170H263ZM108 173H105V175H108ZM116 173L114 174V176H117ZM167 173H169V172H167ZM109 174H111V173H109ZM142 174H143V172H142ZM145 175H147V173H145ZM164 175H166V173ZM203 175H205V174H203ZM203 175L201 173V176H203ZM155 176H156V173H155ZM192 176H193V172H192ZM168 177H170V176H167V178ZM176 177H180V179L183 178L182 175H180V174L178 176L175 175V178L172 177V179L174 178L175 181H173L171 179V181L168 182V180H166L168 182L167 183L168 185L167 184L166 185L170 186L169 183L173 184V182H176ZM188 177H189V175H188ZM184 178H183V180H184ZM157 179L158 178L155 179L156 180L155 183L156 182H161L162 183V181L164 180V179L160 178L158 180H161V179L162 180L161 181H157ZM189 179L191 180V176H190ZM122 180H124V179H122ZM125 180H128V179H125ZM188 180H186V181H188ZM200 180H201V178H200ZM204 180H206V178H204ZM140 181H139V184H140ZM161 183H159L160 185H159L158 188H160V189L158 190V193L156 191L157 188L154 189L153 188L154 185L151 183L153 187L150 190L156 191V193L158 194V197H161L160 195L163 194V192H160V191H162V190L165 191V189L167 191V189H168L166 186H165L166 188L161 189V187L163 186L162 184H164L165 182L163 181V183L162 184ZM178 184L176 185V189L174 188L175 190H177ZM141 185L142 184H140V186ZM198 185H199V182H198ZM182 186L186 187V185H182ZM196 186H197V184H196ZM143 187H144V185H143ZM173 187H175V185ZM193 187H195V186H193ZM188 188H190V187H188ZM144 189H145L144 191H146V188H144ZM148 190H149V188H148ZM150 190H149V192H151ZM191 191L193 192V190H191ZM196 191H198V190H196ZM159 192L161 193L160 195H159ZM169 192L171 194V191H169ZM189 192H187V194ZM117 193H115V194H117ZM124 193L126 194L128 192L124 191ZM184 193L186 194V192H184ZM123 194H121V195H123ZM176 194L178 195V193H175V196L172 194L174 196L173 198L176 197ZM110 195L113 196L112 193ZM128 195H130V194L129 193L126 194L127 197H128ZM164 195H162V199H164ZM172 195H171V198H172ZM116 196H119V195H116ZM133 196H132V198H133ZM181 196H184V195H182V193H181ZM123 197H122V199H123ZM127 197L125 199H127ZM139 197H141V196H139ZM168 197L166 198L167 201L171 202L172 200L171 201L168 200ZM101 198L103 199V197H101ZM108 198H106V199H108ZM134 198L136 199L137 197L134 196ZM109 199H111V198H109ZM109 199H108V201H110ZM117 199H115L116 202H118ZM143 199H142V201H143ZM95 200H93V201L90 200V201L94 202ZM130 200L132 201V199H130ZM86 201H88V200H86ZM99 201H101V200H99ZM105 201H103V202L105 203ZM131 201H129V202L125 201V202L131 204ZM136 201H137V199H136ZM202 201H204V199ZM202 201H201V203L198 202V201L197 202H198V204L199 203L202 204ZM190 202H191V200H190ZM212 202H213V200H212ZM97 203L98 202H96V204ZM99 203H100V205L97 204L98 206H100L99 209H97L98 208L97 205H96L97 206L96 209H91L92 206L90 207L89 205L83 204L84 206H88L89 207V209L87 207L88 210L85 209V211H87V212L82 211L85 207L84 208L81 207V211L79 210L80 212H78V209H75V208H76V206L79 208V206H80L79 204H77L76 206H74L75 204L74 205L72 204V205L75 207L74 209L76 210V212H78V213H80L82 215L83 214L92 215V213L94 214L95 211H96V213H102L103 211H104L103 213H105V212L108 213V212H113L114 210L116 212H118L119 211V210H117L118 208L119 209L123 208V212H125V210H127L126 212H128L127 208L129 206L127 208H125L124 202H122V203L121 202H118V203L113 202V203H115L116 206L114 204L107 205V204H110L111 202H108L106 205H104V203L101 205L102 202H99ZM174 203H175V200H174ZM193 203H194V201H193ZM217 203H218V200H217ZM80 204L82 205V202ZM86 204H89V203L87 202ZM123 204H124V206H123ZM162 204H164V203H162ZM184 204H185V202H184ZM184 204H183V206H184ZM148 205H150V202L149 203L147 202V205H145V206H148ZM212 205L213 204L211 203V206ZM132 206L133 205H131L129 207V209L130 208L133 209V207L135 205L133 207ZM141 206H142V203H141ZM151 206H152V204H151ZM196 206L197 205L194 206L195 209H196ZM94 207L95 206H93V208ZM194 207H192L193 210H194ZM72 208L73 207L69 208V211ZM184 208H186V206ZM197 208H200V205ZM209 208H210L209 209V211H210L211 207H209ZM135 209H139L138 211L141 214V212H142V210L144 208L141 209V208L136 207ZM165 209H163V210L165 211ZM169 209H170V207H169ZM169 209H167L166 212ZM176 209L179 210L181 208L176 207L172 211H175ZM187 209H188V207H187ZM187 209L185 211L184 210H182V211L179 210V212L180 213L184 212L183 214H185V212H188L187 214H189V216L188 215H186V216L189 217L190 219L188 218V220H187V217H186V219L183 218V214H181L182 217L179 216V218H181L183 220L185 219L186 221H188L187 224H189V226L185 223L186 222L185 220H184L185 224L182 223L183 220H180V223H179V221L177 222V220L179 218L176 217L177 218V220H176V218L173 217V216H175L176 214L179 213L178 211H175V213L177 212L176 214H174V212H173L174 215L172 214V212H171L172 215L170 214V212L169 213L168 212L167 213L166 212H162V216H165V215H163V213L164 214L165 213L168 214L167 215L168 218H166V217L164 218L163 217L164 220H165V221L164 220L163 221L165 223H166V221H169L171 219L172 220L175 219V221H176V222L175 221L173 222L171 220V221H169V223L171 222L170 224L166 223L164 225H161V224L164 223L162 221V219H163L162 216L161 217L158 216V217H160L158 219L154 217V212L153 211H155L156 209L155 210H153V209L149 210V213H148V211H145V210L143 212H145V216H147L148 219L151 216L149 214L153 213V215H152L153 218L157 219V221L161 220L162 221V222L160 221L161 223L160 222L157 223V221H154L157 224L160 223V225H158L160 227L164 228V226L167 227L169 225L168 229H170V230L173 229V231L175 232V230L173 228V225L176 223V226L174 225L175 229H176L177 226H179V227H181V228H178L179 231H182V228L183 229L186 228L187 231H188L189 227L190 228L193 227L192 228L193 230L192 229L189 230V231L193 232V231L196 230V228L198 229V226H197L198 223L192 221L194 219L193 214L195 215V213H197V212H195L196 210H194V211L191 210L192 217H190L191 216L190 215L191 213L189 212L190 210L187 211ZM197 210H198V213H199V209H197ZM69 211L68 210H64L60 214L63 213L62 215H64V216L65 215L67 216L68 214H70L71 216H72V214H73V216L80 215V214H78V213L73 211L75 213V215H74L73 212L71 213ZM133 211H134V209H133ZM133 211H132V213L135 212V211L134 212ZM150 211H152V212H150ZM156 211H157V213H155V214L161 215L158 210H156ZM81 212H83V213H81ZM143 212H142V215L144 214ZM207 212L208 211L204 212L205 214H203V216L207 215L211 211L208 212V213ZM215 212H216L215 215H219L217 213V210ZM132 213L130 215H132ZM136 213H137V210H136ZM138 213L136 215H138ZM180 213L178 215H180ZM169 214L172 216V217L170 216L171 219H169ZM201 214H202V212H201ZM57 215H58V213H57ZM59 216H61V215H59ZM145 216L143 215V217H145ZM198 216H200V213L198 214ZM219 216L216 217L217 220L223 218L222 216H220V217ZM147 217H146V219H147ZM156 217H157V215H156ZM184 217H185V215H184ZM150 219H149L150 221L154 220L152 218H150ZM143 221H144V219H143ZM146 221L148 222V224L151 223L148 220H146ZM224 222L226 223V221L223 220V224H224ZM177 223L179 225H177ZM145 224H147V223H145ZM180 224H182V225L184 224V226H180ZM190 224L191 225L195 224L196 226H193V225L190 226ZM202 224H203V222H202ZM151 225H153V221L150 224V228L153 227ZM156 225H155V227H156ZM170 226H171L172 229L170 228ZM199 226H201V224ZM205 226H204V228H205ZM148 227H146L147 230H149ZM160 227H157L156 229H158ZM194 227H195V229H194ZM107 228L110 229V227H108V226H107ZM112 228L114 229V227H112ZM142 228H143V226H142ZM142 228H140V230ZM250 228H251V226H250ZM250 228L248 226V229H246V230H249V231L245 230V232H248V233H246V234L244 233L246 235L244 237H246V238H244L242 236L243 239L249 240L250 237L251 238L252 237H258V235H256V236L251 235V234H253V232H251L253 229L252 228L250 229ZM109 229H108V231H110ZM117 229H119V228H117ZM166 229L164 228V230H166ZM212 229H216V228H213V226H212ZM217 229H219L218 226H217ZM80 230H82V229H80ZM142 230L141 231L144 232V230H146V229L143 228ZM164 230L161 233H164ZM170 230H168V233H167L169 235H170V232H172L171 234L174 233L173 231H170ZM113 231H115V230H113ZM149 231H152V230L150 229ZM149 231H147V232H149ZM158 231H159V229H158ZM196 231H198V230H196ZM257 231L260 232L259 229ZM110 232L107 233V235H105V234L104 235L105 236H110V235L115 234V233H113V234L111 233L110 234ZM118 232H119V230H118ZM142 232L141 233L139 232V234L137 232H135L136 234L139 235V236L136 235V236H138L137 237L138 242L142 241L143 238H144V240H143V242H144L145 239H146V236L149 233H151V232H149L148 234L146 233V236H145V232H144V234H142ZM183 232L185 233L184 230L182 231V233L176 231L175 234H177V233L180 234L181 233L183 236H185ZM210 232L211 231H205V232L202 233L203 237L206 240H208L210 238L209 235H212V233L209 234ZM256 232H254V233H256ZM89 233H88V236H90V237H87V238H85L83 240H75L74 236L72 235L73 239L71 241L68 238L66 239L65 238L66 236L64 237V236H62L63 234H61V236H62L61 238H64V239H61L62 241L60 240L61 243H59L60 241H57L59 243V245L57 243V245H58L57 247H59V246H62V248L65 247V249L69 250L70 253L66 257L65 256L64 257L60 256L62 258L61 259L59 258V260H58L59 263L61 262V263L65 264L66 261H67L66 264L69 261L70 262L72 261V263H74V261H77V263H80L79 261H81L86 254H89L90 252L93 253L94 252L93 250H100V251L104 252V250L107 249L108 250L107 252H109V250L111 248H113V246L116 247V242H115V245H112V247H111V243H113L114 241H112L111 243H108L109 244V245H107L108 248L105 247L106 244H104V245L101 244V242H99V239H97L95 237L94 238L91 237V235H89ZM117 234L118 233L116 231L115 235H117ZM140 234L142 235V237L143 236L144 237L142 238ZM156 234L153 233L154 239H156V240L159 239L158 241H160L162 239L161 242H163V240H164L163 238L166 237V236H164L165 234L163 235L164 237L160 236V235H156ZM175 234L174 235H170V240H171V238L173 239L172 236H174L175 237L174 241L176 240V242H178L179 238H181V237L176 238V237H178V235L176 236ZM181 234H180V236H182ZM131 235H130L131 237L134 236L133 234H131ZM169 235H167V236H169ZM117 236H119V235H117ZM136 236H134L135 239H134V237L133 238L130 237V239L134 240L135 244L136 243L138 244L136 246V248L137 247L140 248V247H142V246H140L142 244L139 245V243L136 242L137 241L136 240ZM148 236H147V239H148ZM155 236H157V237L155 238ZM158 236H160V237L158 238ZM120 237H122V236H120ZM151 237L153 238V236H151ZM188 237L190 239H193L196 236L190 235ZM76 238H78V237H76ZM82 238H83V236H82ZM211 239H212V237H211ZM243 239L241 240V242L244 241L243 243L247 244V242H246L247 240L245 241ZM128 240H126V242ZM149 240H151V239H149ZM149 240H147V241H149ZM174 241H173L172 245L175 244ZM130 242H131V240H130ZM143 242H140V243H143ZM146 242H145V244L143 243V245L146 246ZM151 242L154 243L155 241H151ZM148 243H150V242H148ZM170 243L168 244L166 242L164 244L165 245L168 244V246H170ZM176 244H178V243H176ZM176 244L174 245L175 247L177 246ZM132 245H134V244H132ZM172 245L170 246V248L173 249ZM123 246H121L119 249L122 248L121 249L122 252L125 249V251L123 252L124 255H122L124 257H125V254H126L127 251L134 250V249L136 250L135 247L132 248L133 246H130V245H128V246L125 245V246H127L126 247L127 249L124 248ZM129 246L132 249H130ZM147 246H148V244H147ZM179 246H177L176 248L180 249L181 247H179ZM190 246H188V247H190ZM149 247H147V248H149ZM233 247H235V246H233ZM244 247L245 248L247 247L248 249L247 248L246 249L248 250V252L253 253V254H251V253L250 254L251 255H255L256 258H258L259 261H261V259L263 260L264 246H263V248H261L263 250V253H260L261 250H257L258 252L255 253V249L252 246H250V245H247V246L245 245ZM100 248L101 249L103 248V250H101ZM154 248H155V246H154ZM209 248L210 247H208V249ZM190 249H191V247H190ZM137 250L139 252L138 251H134L135 254L136 253H140V249H137ZM150 250L147 251L149 254L152 253V251L150 252ZM173 250L172 251L170 250L171 252H173L172 256L177 254V252L179 251V250L178 251L176 250L177 252L174 254L175 250L174 251ZM186 250H187V247H186ZM142 251H146V250H142ZM142 251H141V253H142ZM153 251H154V249H153ZM98 252L99 251H97L96 253H98ZM131 252H133V251H131ZM155 252L153 254L157 255ZM169 252L167 253L168 255L171 253V252L170 253ZM186 252H188V250ZM240 252L239 253L244 256V253H242L241 250H240ZM99 253L97 255H100ZM239 253H235L234 257H232V258H237L236 256L239 257V255H240ZM144 254L146 255V253H144ZM144 254H143V256H144ZM237 254H239V255H237ZM261 254H263V255H261ZM89 255H92V254H89ZM128 255H129V253H128ZM140 255L141 254H139L138 259L136 258L137 260H139ZM113 256H115V255H113ZM120 256H121L120 254H119V257H118V255H116V257H118L117 259L114 257L116 259V261H113L114 260L113 257H110L111 259L109 258L108 261H110L113 264H115L117 261L118 262L116 264H118V263L120 264L121 261L124 264H127V263L128 264H132L133 262H134L133 264H135V262L136 263L141 262V264H147L148 262L151 261L148 264H152L154 262V260H156L155 261L156 263L154 262L153 264H163V262L161 260L163 258H161L159 256H156V257H158L157 258L158 260L153 255L152 256L154 257V259H152L151 256H149L150 258L148 260H150V261H148L147 258H146L143 261L139 260V262L135 261L136 259L135 260L133 259V262H132V260L130 259L129 261H131L132 263H129L127 261H126L127 263H125V259H122L120 261L121 258H124V257L120 258ZM143 256H141L142 259L145 258ZM172 256H171V258H169L170 261H171V259H173ZM243 256H242V259L240 258L241 260H243ZM12 257L11 258L9 257L8 259H7L6 255L4 257H0V264H9V262L11 263V260L12 259L14 260V257L13 258ZM128 258H126V260H128ZM159 258H160V260H159ZM16 259H18V258H16ZM7 260H8V262H7ZM218 260L222 261L220 259H218ZM235 260L236 259H234V262H235ZM245 260H243V262L248 261V260H246V261ZM258 260H257V263H258ZM54 261H56V260H54ZM231 261L233 262V260H231ZM250 261L252 262V260H250ZM15 262H16L15 260H14V262L12 261V264L13 263L16 264ZM57 262H56V264H58ZM143 262H145V263H143ZM160 262H162V263H160ZM243 262H241V264H243ZM53 263H55V262H53ZM72 263H69V264H72ZM260 263H262V262H260ZM220 264H225V263H223V261H222ZM227 264H230V263L227 262ZM263 264H264V262H263Z\"/></svg>",
	"mask_w": 264,
	"mask_h": 264
}]
</instances>
